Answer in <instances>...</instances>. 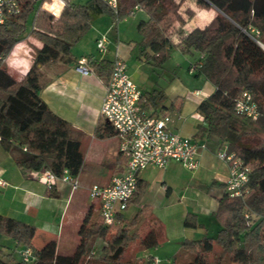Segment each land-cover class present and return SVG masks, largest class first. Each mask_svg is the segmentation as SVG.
I'll use <instances>...</instances> for the list:
<instances>
[{"label":"trees","instance_id":"1","mask_svg":"<svg viewBox=\"0 0 264 264\" xmlns=\"http://www.w3.org/2000/svg\"><path fill=\"white\" fill-rule=\"evenodd\" d=\"M117 1L115 16L100 0H65L55 17L39 8L41 0H19V12L0 25V62L24 38L31 14L28 34L39 45L19 80L0 68V147L22 170L48 171L56 177L67 170L75 179L83 165L80 142L72 127L39 95L47 82L45 70L57 74L74 61L71 47L98 15L108 14L115 24L141 9L147 19L137 26L140 55L148 59L146 51L150 50L155 64H162L171 49L200 55L192 63L193 74L202 75L214 86L196 107L203 120L201 130L220 145L225 143L226 150L249 169L243 187L246 192L234 198L223 192L218 199L214 216L220 227L216 233L183 241V249L193 254L185 264H212L208 254L215 244L228 257V264H264V50L257 44H264V0ZM189 2L200 8L213 7L217 13L205 26L184 30L182 25L193 16ZM111 64L108 59L89 57L86 67L107 85ZM242 92H248L256 103V119L234 112ZM163 98L160 91L146 92L138 104L147 111L151 108L150 115H154L155 105ZM94 133L99 138L115 134L102 120ZM145 188L146 184L137 180L127 207L140 203ZM145 218L150 226L140 233ZM183 223L191 228L201 225L192 213H187ZM159 230V223L145 214L143 207L130 218L122 212L116 214L111 225H104L89 208L79 225L76 247L61 254L56 251L55 240L39 248L33 245V225L0 214V234L10 238L16 249L30 247L34 256L31 262H23L14 251L4 252L0 247V264H135L124 260L128 247L138 241L140 250L155 248ZM96 240L101 241L98 250ZM143 264H152L151 257L147 256Z\"/></svg>","mask_w":264,"mask_h":264},{"label":"crops","instance_id":"2","mask_svg":"<svg viewBox=\"0 0 264 264\" xmlns=\"http://www.w3.org/2000/svg\"><path fill=\"white\" fill-rule=\"evenodd\" d=\"M187 5L193 11V16L182 25L184 30L205 26L217 13L213 7L200 8L192 2ZM141 11V17L136 24L137 33L138 23L147 19L145 11ZM104 19L103 14L95 17L89 29L73 44L70 51L74 61L71 64L57 74L52 70H45L47 82L39 91L48 108L65 120L79 139L83 165L76 176L78 188L72 190L69 184L59 180L48 187L32 178L30 171L18 168L11 155L0 147V178L6 182V185L0 188V214L33 225L35 232L37 229H44L50 235H53L55 230L52 223L54 214L65 215L64 212L73 200L76 203L77 217L82 215L83 219L89 208L98 214V202L89 198V187L92 184H108L111 178L121 171L124 158L119 151V138L115 134L99 138L94 133L97 122H105L100 116V107L106 85L91 72H76L74 66L76 60L81 57L112 61L118 56L126 63L127 73L128 69H131L128 75L141 94L162 92L164 98L155 105L154 115L168 116L169 130L183 137L193 138L205 146L199 149V165L195 170H187L173 161L163 169L148 167L142 170L138 174V180L144 182L146 188L140 203L130 205L135 208V212L143 207L145 214L159 223V243H177L180 249H183L184 240L198 239L203 235L213 236L220 227L214 213L217 201L224 192L228 165L215 156L221 146L220 142L201 130L203 120L196 111L200 101L214 91V86L205 80L199 88H188L179 84L169 87L167 91L163 88L157 89V80L150 79L145 68L144 72L142 71L143 63L160 66L150 57L152 52L146 51L148 59L141 56L138 45L135 44L136 39L125 35L126 33L120 30L121 26H117L116 31L112 33V18ZM102 35L110 37L105 36L108 40L107 49L101 53L97 51L95 42ZM17 44L21 47L15 48L13 59L8 61L5 70L19 80L29 68L33 49L39 43L28 34ZM191 55H196L193 62L200 56L198 53ZM194 90H200L202 96L191 95ZM145 111L151 114V108ZM187 213L195 214L201 225L196 228L186 227L183 222ZM122 214L124 215V211ZM13 245L15 246L14 242ZM2 250L6 252L7 248L2 247ZM144 252L143 250L142 253ZM180 253L178 250L172 255L170 264H174L175 256Z\"/></svg>","mask_w":264,"mask_h":264},{"label":"built area","instance_id":"3","mask_svg":"<svg viewBox=\"0 0 264 264\" xmlns=\"http://www.w3.org/2000/svg\"><path fill=\"white\" fill-rule=\"evenodd\" d=\"M115 16L117 14V0H100ZM65 5V0H49L41 7L49 14L57 17ZM19 0H0V25L9 17L19 12ZM134 13V12H133ZM131 13V14H133ZM108 40L102 35L95 46L98 52H105ZM87 59L81 57L76 60L74 69L80 74H87ZM195 66L191 64L189 73L194 72ZM193 96H202L200 90L190 93ZM141 93L137 85L130 79L124 60L115 56L112 60L111 71L105 94L100 107L101 118L114 130L119 138V151L124 158L122 169L115 174L106 185L92 184L88 190L90 199L98 202V215L104 225H111L115 216L127 208V202L133 196L138 174L148 168H165L169 162H177L187 170H195L199 165V149L205 148L193 138L183 137L177 132L168 129L169 117L166 115H150L140 108L138 100ZM234 112L238 115L256 119L258 110L256 103L248 92H242L234 104ZM215 156L228 165V177L224 184V192L229 197L241 196L244 184L247 181L248 167L233 152L226 150L222 144ZM30 176L48 187L59 180L71 186L72 190L78 188V182L73 179L67 170L60 177L48 171H31ZM6 182L0 178V188ZM247 215H245L246 217ZM19 258L23 262H31L34 258L30 247L18 250ZM152 264L159 259L151 257Z\"/></svg>","mask_w":264,"mask_h":264},{"label":"rangeland","instance_id":"4","mask_svg":"<svg viewBox=\"0 0 264 264\" xmlns=\"http://www.w3.org/2000/svg\"><path fill=\"white\" fill-rule=\"evenodd\" d=\"M45 1L49 0H41L39 8L47 12L41 7V4ZM141 14V10H135L133 14L128 15L124 19L119 20L117 23L113 24V29L111 32H115L116 29L121 26L120 30H123L126 33L125 35L131 37L132 39H136L135 44L138 43L140 36L136 32V24L139 21ZM31 16L32 14L27 19L25 30L23 32V37L28 35L31 29ZM103 16L105 19L108 20L110 18L108 14H103ZM105 36L110 37L109 35ZM18 46L20 45L16 43L9 52V54L4 58L3 62H0V68L2 67L3 69H7L6 65L9 60V62L12 61L13 56L15 54V50L18 48ZM135 48V50H137V47ZM195 58L196 55H184L176 49H171L169 57L162 64H160V66H152L143 63L142 71L144 72L145 68V72L148 77L150 79L157 80V89L163 88L165 91H167L169 87L179 84H182V86L184 87L188 86V88L189 86L199 88L202 87L205 83L204 77L202 75L199 77H195L192 75L193 72L189 73L188 71ZM130 72L131 69L129 68L128 74ZM134 213L135 208L133 206H128V208L124 210V215L126 218H130ZM64 214L65 215H62L60 213L54 214V219L52 223L55 225V230L53 231V235H50V233H46L44 229L36 230L33 238V244L35 247L39 248L45 242L54 239L56 242V251H58V253L68 254L73 251L78 242L77 231L82 219V215H79L77 217L75 200H73L69 204ZM143 224L144 227L142 225L143 229H140V233L144 232V230L148 228V226H150V221L148 220V218L144 219ZM164 243L165 242L163 241L162 243H159L155 248L144 249V254L142 253L143 250H140L141 248L138 245V241H135L126 250L124 260L135 264H143L146 260V257L148 255H152L153 257L159 259V261H163L160 263L158 262L159 264H170V259L172 255L176 254L178 250L181 253L175 256L174 264H185L192 259L193 254L184 249H180V246L177 243ZM100 246L101 241L96 240V249L98 250ZM0 247H6L9 251H14L15 256L18 257L17 250L13 245L12 240L2 234H0ZM208 259L211 261L212 264H228V257L226 255H222L220 247L216 244L213 246V251L208 254Z\"/></svg>","mask_w":264,"mask_h":264},{"label":"water","instance_id":"5","mask_svg":"<svg viewBox=\"0 0 264 264\" xmlns=\"http://www.w3.org/2000/svg\"><path fill=\"white\" fill-rule=\"evenodd\" d=\"M257 44L262 48V50H264V44L260 43L257 41Z\"/></svg>","mask_w":264,"mask_h":264}]
</instances>
